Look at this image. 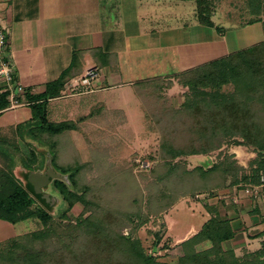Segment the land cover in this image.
Masks as SVG:
<instances>
[{"label":"rangeland","instance_id":"rangeland-1","mask_svg":"<svg viewBox=\"0 0 264 264\" xmlns=\"http://www.w3.org/2000/svg\"><path fill=\"white\" fill-rule=\"evenodd\" d=\"M172 1L180 6L178 10L182 21L190 24L192 20L198 19L197 14L195 15L197 5L195 0ZM208 1L210 20L219 31L223 32L222 29L226 31L228 39H233L232 44L238 46L241 43L238 37L240 36L241 40V34L245 35V32L246 36L243 38L245 47L264 41V0ZM258 4L262 9L259 15L252 13L250 8L251 5ZM256 18L258 21L249 23L250 19ZM240 25L246 29L238 28ZM249 26L256 31L247 29ZM249 58L245 78L252 83L248 71L253 72L254 77L257 75L263 78L264 57L260 60L252 56ZM185 83L180 75L174 79L163 78L153 81L143 87V95L146 93L144 97H139L137 93L136 96L130 86H123L119 89L103 88L97 91H102L97 94L98 96L63 95L48 100L46 111L49 122L72 120L77 124L75 130L64 132L58 138L60 150L56 158L59 163H72L73 158L74 160L77 158L78 162L84 165L78 185L88 186L85 194L87 202L86 204L77 202L65 211L67 204L51 182L46 190L58 199L52 206L51 222L45 227L33 219L16 223L14 225L16 234L27 236V239H22L24 236H21L18 240L26 244V248L24 250L22 247L9 248L6 244H0V264H34V260L36 264H141L130 256L131 243L134 242H137L144 254L152 257L154 261L176 264L184 255L180 243L198 232L206 219L216 217L215 215L227 217L225 213L227 206L239 210L242 199L246 201L243 205L245 214L249 213L247 216L251 221L254 218L252 222L260 221L261 231L253 229L251 234H255L257 239L250 240L244 247L237 246V243L233 244V241L229 240L223 242L222 247L225 250L231 248L233 255L240 259L241 264L253 261L256 254L263 253L264 191L256 196H248L229 187L230 191L223 194V190L227 189L225 187L232 179V176L228 177L229 173H226L223 182H219L216 177L209 178L215 175L212 172L208 177L201 176L196 171L198 164L210 161L208 163L219 167L234 165L238 169V174L248 173L254 163L256 151L247 144L232 142L234 139L242 141L241 137L218 135L215 141L216 148L207 155L176 158L174 167L180 166V170L173 169L159 178L163 167L166 166L160 148L163 136L161 125H165V121L160 119L162 116L165 117L166 109L170 108L173 112L183 110L192 98L196 99L197 96ZM236 89V84L229 81L220 87L219 92L235 93ZM258 89L259 91L251 92L252 109L264 112V79ZM204 90L210 93L214 91L211 87H205ZM121 91H126L125 101L119 100L120 98L116 96V93L119 94ZM98 99L105 100L106 107L108 106L107 109L110 110L100 109L98 104L101 106L102 102L98 103L96 101ZM203 99L201 97L200 101ZM205 99L212 98L207 96ZM115 105L123 111L115 109ZM30 110L28 106L3 110L0 117V126H3L0 127V147L9 149L19 157L28 155L31 147L32 149L35 147L45 156L46 152L40 150L43 148L40 143L27 136L21 138L23 129L18 131L15 125H11L30 117ZM258 117L263 118L261 123L264 124V114L258 113ZM11 143L14 146H11ZM5 163L4 156L0 154V167ZM186 172L194 175L185 174ZM226 178L228 179L225 180ZM210 191H213L212 196L209 195ZM221 199L223 201H220ZM205 200L208 201V205L210 204V209L204 208L207 214L201 208L204 207ZM255 209L259 211L257 217L253 213ZM230 212L234 210L231 209ZM193 226L198 229L196 232L189 229ZM40 229L44 231L43 237H30V233ZM211 246L209 240H200L194 244L193 250L203 252ZM26 252L33 253L36 258L34 257L31 262L25 261L21 257ZM223 252L221 248L218 250V254ZM5 256L12 258L4 260L2 257Z\"/></svg>","mask_w":264,"mask_h":264},{"label":"crops","instance_id":"crops-1","mask_svg":"<svg viewBox=\"0 0 264 264\" xmlns=\"http://www.w3.org/2000/svg\"><path fill=\"white\" fill-rule=\"evenodd\" d=\"M179 8L172 0H0V23L6 40L0 47V60L12 65V84L35 95L64 74V97L98 96L102 92L98 90L123 86L133 88L136 95V83L174 79V75L245 48L246 32L239 33L241 43L235 46L226 31H219L215 24L208 26L198 19L190 24L182 21ZM238 28L246 29L243 25ZM247 29L256 31L252 26ZM89 69L98 70L96 79L77 85L74 91L67 89ZM4 86L0 81V92ZM125 93L116 96L125 101ZM20 97L27 103L21 106L30 108L32 101ZM96 101L102 102L100 109L110 110L105 100ZM228 191L224 189L223 194ZM244 200L240 209L236 208L239 210L233 206L225 210L234 232L229 241L242 247L257 239L251 234L253 229L262 228L260 221L252 222L254 218L251 221L249 213L245 214ZM253 213L258 216L259 211ZM14 227L0 220V242L17 235ZM189 229L198 230L194 226Z\"/></svg>","mask_w":264,"mask_h":264},{"label":"trees","instance_id":"trees-1","mask_svg":"<svg viewBox=\"0 0 264 264\" xmlns=\"http://www.w3.org/2000/svg\"><path fill=\"white\" fill-rule=\"evenodd\" d=\"M195 2L197 3L198 21L213 27L214 23L209 18L211 13L209 1L195 0ZM250 8L252 9L251 12L257 13V15L262 11L259 4L251 5ZM255 21H258V19H250L249 23H255ZM249 56L256 57L259 60L262 59L264 57V41L174 75L175 77L180 75L183 81L186 82L185 84L192 89L193 94L202 95L201 97L204 99L200 101L201 97L196 96V99L195 97L192 98V101L183 110L173 112L169 108L165 111V117H161L160 120L165 121V125H161L163 136L160 148L166 166L163 167L162 175L159 178L177 168L174 167L176 166L174 162H177L176 158L207 155L216 148L215 141H217L218 135L223 137L238 135L242 138V141L234 139L232 142L247 144L256 151L254 163L250 166L248 173L238 174V169L234 165L227 164L225 167H219L208 163L210 161L198 164L196 171L201 176L208 177L212 172L215 175L209 178L214 179L216 177L215 179L219 182H223L226 173H229L230 176L228 177L232 176V179L229 180L225 188L233 187L236 192L242 191L248 185L260 184L261 175L264 174V124L261 123L263 118H257V114H264V112H257L252 109L253 102L251 100L253 98L251 92L259 91L258 87L264 77L260 78L261 76L257 75L254 77V73L248 71V77L253 81L250 83L246 80V64L249 61L247 59H250ZM64 78L65 74L59 80L49 83L46 91L37 95L32 94L26 88L24 96L32 101L30 104L31 118L24 122L25 125L19 123L15 126L18 131L23 129L21 138L27 136L36 143H40L43 147H39L40 150L43 149V152L51 154L54 169L67 176L66 181L62 179L52 181L54 189L67 204L66 211L77 202L86 204L85 194L88 186L83 185L80 187L78 185L80 172L84 165L79 163L77 158L76 160L73 158L72 163H59L56 158L60 150L58 138L64 132L75 130L77 124L72 120L54 123L49 122L47 119V102L50 98L62 96L63 93L60 91L64 88ZM229 81L236 84L235 93L219 92L220 87ZM148 83L152 82L136 83L135 90L139 97H144L146 94L144 92L143 95V87ZM205 87H211L214 91L210 93L204 90ZM8 95V90L0 92V113L9 106ZM207 96L212 99L206 100ZM27 144H29L28 141ZM11 146L14 145L11 143ZM0 154L4 156L6 162L4 166L0 167V220L15 225L18 222L33 219L41 222L44 227L47 226L52 220V206L50 207L41 201L28 177L29 172L43 168L44 154L39 153L35 147L33 149L31 147L28 155L20 157L4 147H0ZM5 166L8 168L6 169ZM178 167L177 170H180V166ZM185 174L194 175L191 172ZM210 188L213 187L210 186ZM212 192L210 191L209 195L212 196ZM220 201H223V199ZM204 202V208L206 210L210 209L208 201L205 200ZM255 211H258V209ZM215 216L208 218L198 232L180 243L184 255L178 259L176 264H188L189 262H193L192 264H241L240 259L233 255L231 248L225 250L222 247V243L230 240L234 235L229 219L220 215ZM262 221L264 222V216ZM21 236H24L22 239H27L26 234H21L1 241L0 244H6L9 248L22 247L24 250L26 244L18 241ZM43 236L44 231L42 229L30 233V237L33 238ZM125 239L129 240L130 238ZM200 240H209L212 244L211 248L203 252H195L193 246ZM220 248L224 252L218 254ZM23 254L21 258L27 262H31L36 258L31 252ZM130 256L133 257L134 261L141 262V264H165L158 263L152 257L145 255L137 242L131 243ZM2 258L7 260L12 257L5 256ZM35 261L34 264H36ZM242 264H264V252L256 254L253 261H246Z\"/></svg>","mask_w":264,"mask_h":264},{"label":"built area","instance_id":"built-area-1","mask_svg":"<svg viewBox=\"0 0 264 264\" xmlns=\"http://www.w3.org/2000/svg\"><path fill=\"white\" fill-rule=\"evenodd\" d=\"M5 44H6V40L4 34L2 33V25L0 23V47H3ZM12 74H13L12 65H10L9 62L7 61L0 60V81H4L5 83V86L1 89V92L6 90L9 91V95H8L9 106L7 108H15L17 106L27 104L24 102L22 97H20V95L24 96L25 90L19 84H14V83L12 84V78H13ZM97 76H98V70L89 69L81 79L79 80L76 79L74 82L69 83L67 89L74 91L77 88V85H83V84L87 85L92 80L96 79ZM262 191H264V174L261 175L259 185H255V186L248 185L242 190V192L248 196H256Z\"/></svg>","mask_w":264,"mask_h":264},{"label":"water","instance_id":"water-1","mask_svg":"<svg viewBox=\"0 0 264 264\" xmlns=\"http://www.w3.org/2000/svg\"><path fill=\"white\" fill-rule=\"evenodd\" d=\"M28 177L41 201L50 207L54 206L58 199L53 193L46 190L47 187L54 179L67 180L66 175H62L54 169L49 152L45 153L42 170L31 171L28 173Z\"/></svg>","mask_w":264,"mask_h":264}]
</instances>
